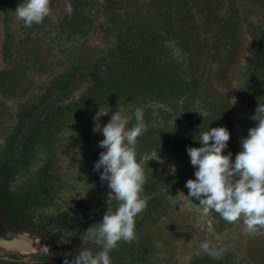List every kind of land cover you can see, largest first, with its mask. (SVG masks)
I'll use <instances>...</instances> for the list:
<instances>
[{
    "label": "trees",
    "instance_id": "16d2710c",
    "mask_svg": "<svg viewBox=\"0 0 264 264\" xmlns=\"http://www.w3.org/2000/svg\"><path fill=\"white\" fill-rule=\"evenodd\" d=\"M21 1L0 0V7L12 8ZM57 1L51 0L50 6ZM68 1L70 12L61 19L59 28L68 34H83L89 25L88 0ZM118 1L109 0L110 4ZM131 1L135 4H131L129 14H115L116 25L106 26L117 45L104 59H92L86 69L81 63L70 65L27 100L11 138L0 149V236L28 233L41 239L50 246V257L55 260L38 264H64L65 258L71 261L81 250L80 235L101 222L109 207L113 212L118 207L117 202L108 201V192L97 202L75 200L64 212L37 217V212L50 208L60 197L62 178L55 173L54 158L37 167L38 175L29 191L15 187L18 176L33 168L38 150L54 153L58 136L67 129L81 130L83 142L95 152L94 125L84 120L90 112L123 111L127 127L132 128L135 110L141 108L148 125L136 145L137 160L146 175L142 196L147 207L136 218L137 239L120 242L110 253L112 264H163L157 258L161 246L157 229L170 206L165 194L188 195L186 182L196 178L187 149L203 146L197 140L200 132L226 127L231 137L224 154L231 153L234 162L242 151V140L258 123L254 120L242 130L236 115L241 106L252 117L259 103H264V15H258L264 0ZM246 36L250 41L247 57ZM79 76L84 84H80V93L53 104L57 95L71 90ZM49 103L45 116L26 132L29 122ZM158 152L172 157L178 166L174 172L154 164L151 157ZM211 214L218 233L237 223L224 221L214 211ZM88 247L94 253L100 250L92 243ZM257 260L264 264V252L257 254ZM190 264L235 262L227 251L222 259L206 253Z\"/></svg>",
    "mask_w": 264,
    "mask_h": 264
},
{
    "label": "rangeland",
    "instance_id": "374dc122",
    "mask_svg": "<svg viewBox=\"0 0 264 264\" xmlns=\"http://www.w3.org/2000/svg\"><path fill=\"white\" fill-rule=\"evenodd\" d=\"M140 1L142 0L137 2ZM131 4L134 5L135 2L119 0L118 3L110 4L109 0H88L86 16L89 25L83 34H68L59 28L61 19L70 12L68 0L54 3L52 7L50 6V15L41 24H33L31 27L17 20L15 10L19 4L12 8L0 7V149L11 138L18 115L21 113V106L27 100L46 87L53 77L64 74L70 65L76 63L79 66L81 63L82 69H86L92 59H104L117 45L116 38L106 26L116 25L115 14L121 17L128 15ZM262 14L264 15V9L258 12L260 17ZM244 41V56L247 57L250 54V41L247 36L244 37ZM80 77L67 94L57 95L53 104H61L75 98L84 85ZM237 84L235 82V85ZM51 104L41 108L27 125L26 132L45 116ZM116 111L102 110L108 113L98 120L95 117L99 111L90 112L85 116L84 120L94 125L91 135L93 140L96 138L95 152L90 149V145L83 142L85 135L81 130L67 129L58 136L54 153L47 149H39L34 157L33 168L18 176L15 187L22 192L27 189L29 191L30 184L38 175L37 167L47 158L56 160L55 173L62 178L60 181L62 187L58 189L60 197L50 205V208L37 212V217L64 212L75 200L97 202L110 191L107 182L102 181L100 177L103 169L97 172L94 171V166L99 160L100 153L106 151L98 146L105 138L101 129L111 121ZM120 112L126 117L123 111ZM236 116L238 126L242 127V130L254 121L241 106L238 107ZM158 156L162 163L156 159ZM151 158L162 170L178 167L172 157L165 152L153 153ZM165 195L170 201V206L157 229L161 240L157 258L161 259L163 264H190L206 254L201 248L204 242H208L213 248L227 247L233 255L235 264H261L257 260V254L264 252V230L254 236L246 235L241 219L233 228L218 233L212 223L211 211L204 215L199 201L193 198L191 200L180 192L169 191ZM19 234L37 241L38 247L35 252L22 253L18 250L0 249V264L54 262L55 259L50 257L52 254L50 246L28 233L12 236L17 237Z\"/></svg>",
    "mask_w": 264,
    "mask_h": 264
},
{
    "label": "clouds",
    "instance_id": "9594fccd",
    "mask_svg": "<svg viewBox=\"0 0 264 264\" xmlns=\"http://www.w3.org/2000/svg\"><path fill=\"white\" fill-rule=\"evenodd\" d=\"M50 4L51 0H23L15 10L16 18L27 27L41 24L50 15ZM107 113L100 109L95 119ZM134 115L136 124L132 128L127 127L128 119L118 110L101 129L105 138L98 146L106 151L100 153L94 166V171L103 169L100 177L110 189L108 201L117 202L118 207L114 212L109 207L101 222L80 235L81 250L71 261L65 258L64 264H112L110 253L120 242L137 239L136 218L146 209L147 199L142 196L146 175L137 160L136 145L148 125L143 109L137 108ZM251 118L258 123L242 140V151L234 162L231 153L224 154L231 137L226 127L200 132L196 139L203 146L187 149L196 178L189 179L185 187L189 189L187 196L199 201L204 215L214 211L228 223L242 219L243 232L254 236L264 230V103H259ZM156 159L163 162L159 156ZM89 243L100 250L94 253ZM201 248L213 259H222L228 251L227 247H210L208 242Z\"/></svg>",
    "mask_w": 264,
    "mask_h": 264
},
{
    "label": "bare ground",
    "instance_id": "6f19581e",
    "mask_svg": "<svg viewBox=\"0 0 264 264\" xmlns=\"http://www.w3.org/2000/svg\"><path fill=\"white\" fill-rule=\"evenodd\" d=\"M37 241H31L27 238H19L13 241H3L0 240V249L4 250H18L22 253H31L35 252L38 247Z\"/></svg>",
    "mask_w": 264,
    "mask_h": 264
},
{
    "label": "water",
    "instance_id": "95a60500",
    "mask_svg": "<svg viewBox=\"0 0 264 264\" xmlns=\"http://www.w3.org/2000/svg\"><path fill=\"white\" fill-rule=\"evenodd\" d=\"M19 238H27V237H26V235L19 234V235H17V237H14V238H12V239H6V238H3V237H0V240L10 242V241H13V240H16V239H19ZM27 239H28V240H31V239H29V238H27ZM31 241H33V240H31Z\"/></svg>",
    "mask_w": 264,
    "mask_h": 264
},
{
    "label": "flooded vegetation",
    "instance_id": "af4514ba",
    "mask_svg": "<svg viewBox=\"0 0 264 264\" xmlns=\"http://www.w3.org/2000/svg\"><path fill=\"white\" fill-rule=\"evenodd\" d=\"M1 237V236H0ZM3 238H6V239H12V238H14L13 236H12V234L9 232L8 234H7V237H3ZM4 262V261H3ZM4 263H10V262H4ZM10 264H12V263H10Z\"/></svg>",
    "mask_w": 264,
    "mask_h": 264
}]
</instances>
